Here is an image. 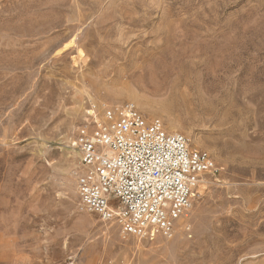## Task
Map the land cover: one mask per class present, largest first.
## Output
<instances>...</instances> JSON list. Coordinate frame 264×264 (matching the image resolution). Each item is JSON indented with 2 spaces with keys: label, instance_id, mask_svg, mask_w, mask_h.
<instances>
[{
  "label": "rangeland",
  "instance_id": "rangeland-1",
  "mask_svg": "<svg viewBox=\"0 0 264 264\" xmlns=\"http://www.w3.org/2000/svg\"><path fill=\"white\" fill-rule=\"evenodd\" d=\"M125 103L219 168L170 239L82 208L73 144ZM0 264H264V0H0Z\"/></svg>",
  "mask_w": 264,
  "mask_h": 264
},
{
  "label": "built area",
  "instance_id": "built-area-1",
  "mask_svg": "<svg viewBox=\"0 0 264 264\" xmlns=\"http://www.w3.org/2000/svg\"><path fill=\"white\" fill-rule=\"evenodd\" d=\"M73 147L82 208L116 224L124 238H172L202 177L219 173L211 155L146 119L134 103L89 111Z\"/></svg>",
  "mask_w": 264,
  "mask_h": 264
},
{
  "label": "bare ground",
  "instance_id": "bare-ground-1",
  "mask_svg": "<svg viewBox=\"0 0 264 264\" xmlns=\"http://www.w3.org/2000/svg\"><path fill=\"white\" fill-rule=\"evenodd\" d=\"M71 44H74V45L77 44V43H76V40L73 39V40L71 41ZM67 47H68V46H67ZM69 47H70V46H69ZM86 62H87V61H86ZM88 113H89V112H88ZM91 113H92V112H91ZM176 123H177V122H176V121H173V120H170V121H169V128H170V130L173 131V132H176V131H177V129H176ZM195 144H196V145H199V142H198L197 140H195ZM199 183H200V182H199Z\"/></svg>",
  "mask_w": 264,
  "mask_h": 264
}]
</instances>
